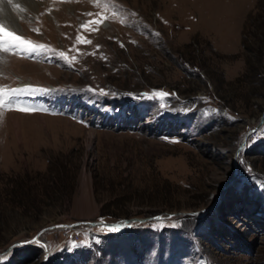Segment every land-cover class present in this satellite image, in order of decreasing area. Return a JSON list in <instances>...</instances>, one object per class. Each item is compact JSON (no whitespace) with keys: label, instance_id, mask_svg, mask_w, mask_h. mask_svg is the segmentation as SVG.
<instances>
[{"label":"rangeland","instance_id":"rangeland-1","mask_svg":"<svg viewBox=\"0 0 264 264\" xmlns=\"http://www.w3.org/2000/svg\"><path fill=\"white\" fill-rule=\"evenodd\" d=\"M35 1L45 47H0L35 63L0 87L47 90L0 96V264H264V0Z\"/></svg>","mask_w":264,"mask_h":264},{"label":"snow or ice","instance_id":"snow-or-ice-1","mask_svg":"<svg viewBox=\"0 0 264 264\" xmlns=\"http://www.w3.org/2000/svg\"><path fill=\"white\" fill-rule=\"evenodd\" d=\"M9 4L12 3V0H7ZM15 8L20 9V5L16 4L14 5ZM0 47L5 48L7 50L8 48H19L21 51H30V52H35L37 49H42L45 46L44 45H36L31 41L26 40L22 36L17 35L16 33L7 30L4 26V23L0 21ZM39 91H47L45 89H33L30 87H25V88H18V89H9L5 90L3 87H0V96H3L7 94L10 98H20L17 103H15V107H17V110L21 111H31L34 110L31 108V106H26L23 99L22 95L27 94L29 92H39ZM159 96L163 97L166 94L163 92L158 93ZM3 104V101L0 100V105ZM103 223V221H101ZM108 230H119L118 226H111V225H106L105 226Z\"/></svg>","mask_w":264,"mask_h":264},{"label":"bare ground","instance_id":"bare-ground-1","mask_svg":"<svg viewBox=\"0 0 264 264\" xmlns=\"http://www.w3.org/2000/svg\"><path fill=\"white\" fill-rule=\"evenodd\" d=\"M22 1L23 4H26L27 9L32 10L34 8L38 7V4L35 3V0H12L13 3L9 4L7 2V0H0V21H2L4 23V26L7 30H10L12 32L18 31L19 32V26H18V13H15V9L13 8L14 5H16V2ZM14 4V5H13ZM69 5L66 4L64 5L61 9L62 12L66 10V8H68ZM39 9V8H38ZM54 12V11H53ZM22 22V21H21ZM10 54H5L0 52V62H3V58H7L10 57ZM12 59V69L13 67H20L22 68V64H31L34 65L35 63H32L31 61L28 60H24V59H20V58H16L14 56H11ZM10 57V58H11ZM22 63V64H21ZM1 64V63H0ZM15 64V65H14ZM14 65V66H13ZM36 67L41 68L40 64L36 63ZM3 69H10L9 66H3ZM23 70H25V68H23ZM21 83V82H20ZM1 112V111H0ZM2 113V112H1ZM17 122V121H16Z\"/></svg>","mask_w":264,"mask_h":264},{"label":"water","instance_id":"water-1","mask_svg":"<svg viewBox=\"0 0 264 264\" xmlns=\"http://www.w3.org/2000/svg\"><path fill=\"white\" fill-rule=\"evenodd\" d=\"M263 115H264V110H263V113L259 119L260 122H262L263 120ZM257 125H255L254 127L252 128H249L248 131H250L251 129L255 128ZM247 133V132H246ZM244 138H242V140L240 141V143L237 145V147L239 148L241 146V144L244 142ZM233 165H234V171L233 173L230 175V177H228L225 182H224V185L227 183V181L232 178L233 174L236 172V162L233 161ZM222 189H224V186L222 187ZM196 212H199V210L197 211H187V213H190V214H193V213H196ZM170 214V212L168 213ZM161 215L160 214H153V215H150V216H147L146 218L147 219H155V218H160ZM126 221H128L127 218H121L119 220H114V221H106V222H103L105 223L106 225H116V224H124V223H127ZM58 224H50V225H47V226H44L42 228H40L39 230H37L34 235L29 239V240H34V241H37V242H40V240H38L36 238V236L38 235L39 232H41L42 230L44 229H47V228H51V227H54V226H57ZM28 241V240H27ZM20 242V241H19Z\"/></svg>","mask_w":264,"mask_h":264},{"label":"built area","instance_id":"built-area-1","mask_svg":"<svg viewBox=\"0 0 264 264\" xmlns=\"http://www.w3.org/2000/svg\"><path fill=\"white\" fill-rule=\"evenodd\" d=\"M258 130V128H253L252 130H251V132H255V131H257Z\"/></svg>","mask_w":264,"mask_h":264},{"label":"trees","instance_id":"trees-1","mask_svg":"<svg viewBox=\"0 0 264 264\" xmlns=\"http://www.w3.org/2000/svg\"><path fill=\"white\" fill-rule=\"evenodd\" d=\"M258 52V51H257ZM259 53V52H258ZM260 54V53H259ZM257 70V69H256ZM254 74H256V71L254 72Z\"/></svg>","mask_w":264,"mask_h":264}]
</instances>
